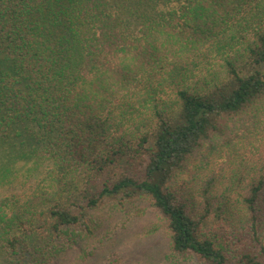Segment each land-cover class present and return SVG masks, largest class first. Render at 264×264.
Here are the masks:
<instances>
[{"label": "trees", "instance_id": "16d2710c", "mask_svg": "<svg viewBox=\"0 0 264 264\" xmlns=\"http://www.w3.org/2000/svg\"><path fill=\"white\" fill-rule=\"evenodd\" d=\"M34 169L0 197V264H59L134 199L167 262L264 264V0H0V182Z\"/></svg>", "mask_w": 264, "mask_h": 264}, {"label": "rangeland", "instance_id": "374dc122", "mask_svg": "<svg viewBox=\"0 0 264 264\" xmlns=\"http://www.w3.org/2000/svg\"><path fill=\"white\" fill-rule=\"evenodd\" d=\"M214 65L213 62L209 64L216 68ZM207 66L208 64H204L192 71L196 77L207 75ZM256 143L255 140L244 138L234 148L221 147L210 157L207 171L222 169V180L217 191L221 189L225 177L230 175L231 168L226 164L234 166L245 154L255 151ZM37 176L35 169L23 175L14 171L8 179L0 182V197L6 193L21 192ZM177 186L174 183L172 187ZM181 190L183 193V189ZM233 196L236 197L235 194ZM228 204L231 209H236V205L229 202ZM95 214L100 220V225L94 235L75 245L63 260L58 261L59 264H176L173 261L167 262L165 258L169 244L164 227L160 226L151 232V228L160 220L158 211L149 201L134 199L125 203L122 208L116 209L104 206L95 211ZM81 253L88 257L82 259ZM90 253L93 255L89 257Z\"/></svg>", "mask_w": 264, "mask_h": 264}]
</instances>
